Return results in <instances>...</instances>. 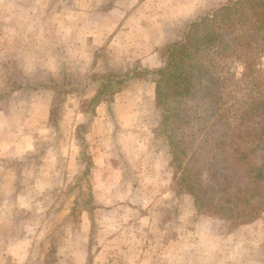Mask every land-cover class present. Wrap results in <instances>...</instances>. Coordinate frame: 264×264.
<instances>
[{
	"label": "crops",
	"instance_id": "crops-1",
	"mask_svg": "<svg viewBox=\"0 0 264 264\" xmlns=\"http://www.w3.org/2000/svg\"><path fill=\"white\" fill-rule=\"evenodd\" d=\"M29 1L34 2L25 4V0H8L7 2L0 0V4L3 2L8 6L7 9H4L0 5V52L6 45L12 44L13 51L8 47L7 51L10 52H6L11 54L10 56L22 60L20 65L24 70L28 69V66H32L30 63H33L34 67L45 66L43 61L47 63L48 56L46 54L49 51L54 53L55 58L59 56L60 60H62L61 55L63 54H76L74 51L76 49L80 51L81 45L83 47V43L80 41H85L86 52H91L93 48V53L97 55L96 58L95 55H92V62L86 65L87 71L102 69L101 73H97L100 76L103 72L122 70L125 66L133 71L131 70V77L128 78L129 81L124 85L125 87L112 99L100 96L101 86L98 85L102 79L90 78L86 82L78 79L76 82L75 78L74 82L73 78L72 92L68 96V100L76 99L80 107L73 105L69 113L70 116L69 114L64 116L66 123L61 120V123H56L55 127L52 125L53 111L51 112L47 105L37 103L38 110L36 111L33 107L29 108L26 116L23 117V125L19 127L9 123L10 114H12L10 110L12 109L6 108V111L0 109V135L6 137V140L0 141V174L9 180L18 179L20 177L14 173L11 167L16 163H22L24 164L22 180L30 178V176L27 177L29 174L32 176L30 179L36 182L55 181V190L54 188L49 189L59 193L57 188L62 184L58 182L63 179V174L68 175L63 173L64 165H71L70 168L74 167L78 170H81L84 165L83 171L86 165L85 171L90 172L87 178L92 180L93 188L95 186L98 191L107 189V192L110 191L113 196H115L114 193H117L116 196L123 195L128 199L120 198L126 202L120 203L117 207L118 210L115 209L113 214H109L105 223L102 224V236L98 237L102 240L96 254L93 250L92 254L89 255L86 252L85 256H81L83 254L80 255L81 251L77 247L79 238L76 234L74 235L77 240L74 243H72V239L67 241L61 235V238H56L54 244H50L51 253L48 247L44 252H38L36 247L42 243L36 242L32 230L37 233L39 223L36 227L37 230L32 229L29 225L25 236L23 235L18 241L9 243L7 249L0 244V257L3 258V264H64L63 262L77 264L81 258H84L85 264H110L109 261L114 260L111 255L114 250L113 245H116L117 248L120 246L125 248L133 244L118 238L113 233L110 234L112 229L114 233H117L119 229L125 228V225L128 226L124 223L123 218L133 211V216H129L134 219L131 227L151 228L150 233L145 234V238L139 228H136L137 232L134 234L137 240L142 238L145 240V244L140 242V247H136L139 260L135 261V264H141L146 261V255L150 253L147 246H151L155 242V238L160 239V237L155 236L152 232L153 228L159 227V223L153 217L144 214L149 206L140 208L137 205V202L144 203V197H149L151 190L149 187L140 190L137 182L142 180L141 175L152 165L161 167L165 164L168 166L170 158L166 152L168 144L164 137L157 136L156 138L152 135L151 126L149 127V123L146 122L151 106L149 100L155 101L157 97L156 85L152 91L143 88L141 86L143 81L138 78L139 75H136L134 70L139 72L148 68L158 69L161 67V46L169 41L181 40L190 24L206 13L208 1L81 0L80 3L79 0H55L53 5H51L53 0H49V3L48 0ZM213 1L215 2V0ZM46 2L49 5L45 8ZM32 6H34V10ZM131 17L135 20H132L134 24L129 25L126 21H129L128 19ZM100 21L103 22L104 33L98 35V38H103V41L98 43L94 40L97 35L87 34L90 33L87 27L92 22ZM91 37H93L92 42ZM140 40L144 42H140ZM116 52L121 56H117ZM31 56L37 60L30 61ZM148 57L154 59L155 63L146 64L145 61ZM65 59L66 57H64L66 65L72 64V66L69 65L71 68L74 64L76 69L79 70V67L83 69L82 63L78 62L77 54L74 56V60L73 57L70 58L71 62H67ZM99 60H102L101 64ZM150 92L153 94L151 95ZM87 97L90 100L97 97V103L93 109L89 105L82 106V101ZM31 102L22 103L21 109L27 108ZM21 106L17 110H21ZM63 126H65V131ZM16 133L26 134L22 144L11 142L9 139ZM50 134H58V140L55 139V144L48 143L49 148H47L42 139L44 140L46 138L44 136ZM45 148L49 152H41ZM64 148H67L66 151H63ZM144 150L147 154L145 156L147 157L146 165H144L146 161ZM39 152L41 155L38 154ZM36 154L38 155L36 162L38 161L39 165H35L36 162H34L31 165H35V167L30 171L29 167L26 168L30 165V159L27 157ZM16 158L21 162L20 160L16 161ZM12 172L13 174H11ZM134 172H138V176ZM148 173L151 176V171ZM150 176L144 178L151 179ZM25 177L27 178L25 179ZM114 179L118 184L111 186L110 182ZM47 191L48 188H45L40 194L45 193L44 196L47 197ZM61 211L64 213V209ZM143 221L146 223L144 227L140 225ZM213 223H220V231L228 234L230 228L225 226L226 221L213 216L203 217L200 224L194 225L193 230L196 237L191 241L179 243L176 247L177 250L173 249L176 258L183 264H264V210L253 221L240 226L242 229L238 232L241 233L242 239H238V242L232 241L228 244L229 239L220 242L225 246H215L214 240L218 241V237L214 235L216 230L214 226L216 225ZM68 225L72 227L71 223H66V226ZM184 225L185 223L182 224V227ZM92 227L93 224L86 223V227L83 229L89 231ZM10 228L13 231L14 226H10ZM43 235L47 237L46 234L43 233ZM92 236L96 237L93 230ZM170 237L167 242L173 239ZM0 242L4 243L3 239ZM43 243L44 246L47 245V241ZM224 248H226L225 252ZM51 254L54 258H51Z\"/></svg>",
	"mask_w": 264,
	"mask_h": 264
},
{
	"label": "rangeland",
	"instance_id": "rangeland-1",
	"mask_svg": "<svg viewBox=\"0 0 264 264\" xmlns=\"http://www.w3.org/2000/svg\"><path fill=\"white\" fill-rule=\"evenodd\" d=\"M2 1L7 2L8 0ZM54 1L55 0H53L51 5H53ZM207 1L206 8H208V10L206 13L202 14V16L213 13L220 6L226 4L235 5L237 2V0H215V2L213 0ZM3 2L0 4L1 7L7 9L8 6ZM33 2L34 1L25 0V4H33ZM79 2L81 3L82 1L79 0ZM48 3L46 2L44 6L45 8L48 7ZM33 7L34 6H32V9L34 10ZM36 12H38L37 9ZM128 20L129 21H126L127 24H134V21L132 20L135 19L133 17ZM87 29L90 31V33L87 34L92 36L97 35L94 38L95 42L100 43L103 41V38H98V35H102L104 33L102 21L92 22L91 25H88ZM92 38L93 37H91V42ZM142 41L143 40H140V42ZM80 42L83 43V47L81 45L80 51L77 49L74 51L77 54L79 64L82 63L83 65V69H80L79 67V70L76 69L74 64L73 68H71L70 66H72V64L68 63L66 65L64 61V57H66L65 60L67 62H71L70 58L73 57L74 60V56H76V54L67 53L61 55L62 61L60 60L59 56L56 57V59L54 57V53H51V51L46 54L49 57H47V63L46 61H43L45 66L43 65L42 67H34L33 63H30L32 66H28V69L24 70L20 65L22 60L15 56H10L11 54H7V52H10L7 51L8 47L12 50L13 45L8 44L4 47V50L0 52V109H3L4 111L7 110L6 108L12 109L10 110V113L12 112L9 118L10 124L17 127L20 125L22 126V120L24 119L23 117L26 116V112L31 107H33L35 111L38 110L36 108L38 104L47 105L50 107L51 112L53 111L52 125H54V127L56 126V123L60 124L61 120L66 123L64 116L70 113L73 105L80 107V104L78 106L76 99L71 101L68 100V96L72 92L71 84L73 82V78L74 82L75 78L76 82L78 79H82L81 81L85 82L89 81L90 78L102 79L101 82L98 80L97 81L99 82L98 86H101L100 96H103V98L112 99L116 93L125 87L124 85H126V83L129 81L128 78L131 77L130 72L132 69H127L125 66L122 70L117 69L116 71L103 72V75L101 74V76L97 73H101L102 69H91L87 71L86 65L92 62V55H95V58L97 55L93 53V48L91 49V52H86V42ZM126 50L128 51V49ZM116 55L121 56V54H117V52ZM100 59L102 58L100 57ZM36 60L37 58L31 56L30 61L35 62ZM99 61L101 64L102 60ZM146 61L145 63L148 65L155 63L154 59H151L150 57H148ZM222 62L226 68H228L227 71L231 72L236 80L242 75L243 63L241 61L230 58L228 60H223ZM163 64L164 61L161 59V66ZM257 67L260 68L262 72H264V55L261 57V61ZM155 70L157 69L148 68L139 72L134 70L136 75H139L138 78L143 81L141 86L146 90L152 91L155 88L156 81L159 77L157 71ZM150 94L152 95L153 92H150ZM29 101H32L31 104H28L27 108L21 109L22 103ZM149 101H151L149 103L151 106L148 118H146V122L149 123V127L151 126L152 135H154L156 138L157 136L162 138L166 133H170L168 127L169 124L165 125L164 123L163 109L158 106L157 97L155 101L152 99ZM96 103L97 97L91 100L87 97L82 101V106L86 107V105H89V107L93 109ZM19 106H21V110H17ZM153 126L156 127L154 128ZM63 128L65 131V126H63ZM61 135L64 136L65 134ZM4 136L0 135V141L6 140V137ZM183 136H185L184 133ZM25 137V133H16L15 136L9 139L11 142L14 141L16 143L22 144L21 142L24 141ZM44 137L46 138H44V140L42 139V141L46 147L49 148L48 143L55 144L54 142L58 137V134H50ZM47 148L41 150V152H49ZM66 149L67 148H64L63 151H66ZM145 151L146 150H144V157L147 155ZM38 154H40V152ZM37 156L38 155L36 154L27 157L30 159V165L26 168L29 167L30 171L35 167V165H39L38 161L36 162ZM146 158L147 157H145V159ZM15 160L17 161L20 159L16 158ZM176 161H172V159H170L168 166L165 164L161 165V167L152 165L149 170H145L144 174L141 175L142 180L137 182L138 188L140 190H143L144 187H147V189L149 187L151 190L149 197H144V203L140 204V202H137V205L140 208L142 206H145L146 208L149 206L144 214L153 217L159 223V227L153 228L152 232L155 234V236L160 237V239L155 238L156 240L153 244H151V246H147V249L150 253L148 252L149 255H146V261L141 262V264H183V262H181L173 254V249L178 247L177 245L179 243H185L195 238L196 234L193 230L194 225L200 224L203 220V217L209 218V214L200 213L198 211L195 200H193L192 195L188 191L186 181L188 173L185 171L186 165L184 162L182 163V157L180 156V163ZM34 162H36L35 165H31L34 164ZM146 163L147 159L144 165H146ZM47 167L49 168V166ZM70 167L71 165H64L63 173L68 175L63 174V179L59 180L58 183L62 184L61 187L57 188L59 193H57L58 191L54 192L53 189H49L54 188L56 184L55 181L36 182L30 179L32 176L29 174H27V177L30 176V178L27 180H22L21 176H23L22 171L24 168V164L22 163H16L11 167L14 173L20 178L9 180L0 174V209L2 208L0 210V240L3 239L4 241V243L0 242V244H2L7 249V245L9 243L18 241L23 235L25 236V231L29 225L32 227V229H36L40 223L38 230L40 232L37 231V233H35L34 230H32V235L34 234L36 242L42 243V245L36 247L38 252L42 253L44 252L45 248L48 247L51 253L52 250L50 248V244H54V242H56V238H61V235L64 239L66 238L67 241L72 239L71 241L74 243L77 240L76 236L74 235L76 234L79 238L77 247L81 251L80 255L83 254L81 256H85L86 252H88L90 255L92 254L93 250H95L96 254L98 246L101 244L100 242L102 240L101 238H98L102 236V224L105 223L109 214H113V211L117 209L120 203L126 202V200H120V198H128H126L127 196L123 195L116 196L117 193H114L115 196H113L112 193L110 194V191L107 192V189L98 191L95 189V186L93 188L92 180L87 178L90 172L85 171L86 165L84 171V165H82L81 170ZM112 167L113 166H111V168ZM150 171L151 176L150 173H148ZM135 173L136 175L138 174V172H134V174ZM11 174H13V172ZM148 176H150L151 179L144 178ZM27 177H25V179ZM116 181L117 180L115 179L112 180V182H110L111 186L118 184ZM95 184L97 185L96 182ZM45 188H48L47 197L44 196L45 193L42 195L40 194V192H42ZM62 209H64V213L61 211ZM132 212L133 211L127 214V216L125 215L123 218L124 223L128 224V226L124 224L126 227L119 229V231L117 229V233H114V230L112 229L110 234L112 235L113 233V235L118 236V238L124 239L130 244L133 243V246L129 245L125 248L120 246L117 248L116 245H113L112 248H114V250L112 251L111 255L112 259L114 260H110V264H135V261L139 260L137 259L138 253H136V247H140V242H142L141 244H145V234H149L151 228L144 227L146 224L144 221L140 225H142V227L145 229H141L140 226L131 227L130 225H132L134 219L130 218L129 216H133L134 213ZM213 217H216V219L221 218L219 216ZM242 219L244 218L241 216L239 221L238 219H234L235 221L233 222L228 221L225 223V226L230 228L228 234L220 231V223H213V225H216L214 226L216 228L214 235L218 237V241L214 240L216 247L225 246L220 244V242L227 241L228 239V244H230L232 241L238 242V239H242L241 233L238 232L240 229H242V227H240L243 224L240 222ZM45 222L47 223L44 225L43 223ZM66 223H71L70 226L72 227H69V225L66 226ZM86 223L93 224L91 230L88 231L87 229H83L86 227ZM183 223H185V225L182 227ZM137 225H139V222H137ZM10 226H14L13 231L10 230ZM136 228L141 229L140 231H142V234H144V238L141 240H137V238L134 237L135 232H137ZM92 230L95 231L96 237L92 236ZM42 232L46 234L47 237H44ZM171 233L173 234L170 237ZM56 234L57 236L55 237ZM169 237L173 239L170 242H167ZM177 237L179 238L176 239ZM182 239H184V241H182ZM44 241H47V245L45 246L43 243ZM174 242H176L175 245ZM92 243H94V245H92ZM66 247L67 246L65 245V248ZM177 249L178 248H176V250ZM225 250L226 248H224V252ZM115 252L116 255H114ZM51 258H54L52 254ZM63 263L65 264V262ZM0 264H3V258L1 257ZM77 264H85L84 258H81Z\"/></svg>",
	"mask_w": 264,
	"mask_h": 264
},
{
	"label": "trees",
	"instance_id": "trees-1",
	"mask_svg": "<svg viewBox=\"0 0 264 264\" xmlns=\"http://www.w3.org/2000/svg\"><path fill=\"white\" fill-rule=\"evenodd\" d=\"M263 55L264 0H237L162 45L155 70L166 152L182 157L198 211L226 222L247 224L264 210ZM230 58L243 63L237 80L222 62Z\"/></svg>",
	"mask_w": 264,
	"mask_h": 264
}]
</instances>
